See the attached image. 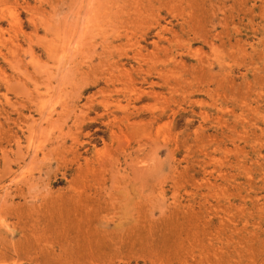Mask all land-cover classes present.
<instances>
[{
	"label": "rangeland",
	"instance_id": "1",
	"mask_svg": "<svg viewBox=\"0 0 264 264\" xmlns=\"http://www.w3.org/2000/svg\"><path fill=\"white\" fill-rule=\"evenodd\" d=\"M0 264H264V0H0Z\"/></svg>",
	"mask_w": 264,
	"mask_h": 264
},
{
	"label": "bare ground",
	"instance_id": "2",
	"mask_svg": "<svg viewBox=\"0 0 264 264\" xmlns=\"http://www.w3.org/2000/svg\"><path fill=\"white\" fill-rule=\"evenodd\" d=\"M45 131V130H44Z\"/></svg>",
	"mask_w": 264,
	"mask_h": 264
}]
</instances>
